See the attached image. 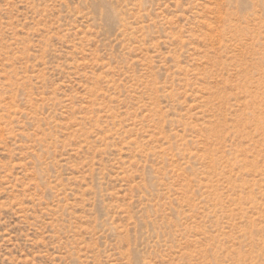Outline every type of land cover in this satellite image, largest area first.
<instances>
[{
  "label": "rangeland",
  "instance_id": "obj_1",
  "mask_svg": "<svg viewBox=\"0 0 264 264\" xmlns=\"http://www.w3.org/2000/svg\"><path fill=\"white\" fill-rule=\"evenodd\" d=\"M0 264H264V0H0Z\"/></svg>",
  "mask_w": 264,
  "mask_h": 264
}]
</instances>
